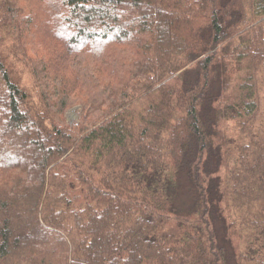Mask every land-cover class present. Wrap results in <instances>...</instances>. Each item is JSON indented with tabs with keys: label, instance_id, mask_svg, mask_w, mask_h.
Returning <instances> with one entry per match:
<instances>
[{
	"label": "trees",
	"instance_id": "obj_1",
	"mask_svg": "<svg viewBox=\"0 0 264 264\" xmlns=\"http://www.w3.org/2000/svg\"><path fill=\"white\" fill-rule=\"evenodd\" d=\"M0 264H264V0H0Z\"/></svg>",
	"mask_w": 264,
	"mask_h": 264
},
{
	"label": "rangeland",
	"instance_id": "obj_2",
	"mask_svg": "<svg viewBox=\"0 0 264 264\" xmlns=\"http://www.w3.org/2000/svg\"><path fill=\"white\" fill-rule=\"evenodd\" d=\"M80 112H81L80 107H73V108L69 109L65 114L66 121L69 124L76 123V121L78 120V118L80 116Z\"/></svg>",
	"mask_w": 264,
	"mask_h": 264
}]
</instances>
